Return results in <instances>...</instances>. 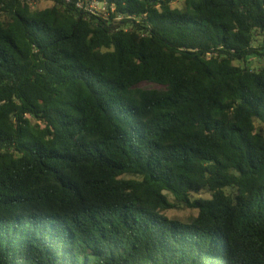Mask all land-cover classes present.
Listing matches in <instances>:
<instances>
[{
	"label": "trees",
	"instance_id": "16d2710c",
	"mask_svg": "<svg viewBox=\"0 0 264 264\" xmlns=\"http://www.w3.org/2000/svg\"><path fill=\"white\" fill-rule=\"evenodd\" d=\"M77 1L0 0V264H264V0Z\"/></svg>",
	"mask_w": 264,
	"mask_h": 264
},
{
	"label": "rangeland",
	"instance_id": "374dc122",
	"mask_svg": "<svg viewBox=\"0 0 264 264\" xmlns=\"http://www.w3.org/2000/svg\"><path fill=\"white\" fill-rule=\"evenodd\" d=\"M52 4H53V2L44 1V2H41L39 4H34L33 6L34 7H39V8H44V7L50 6ZM182 4H183V0H176V1L173 2V6H181ZM254 63H255V60L254 61L253 60L250 61L251 65H253ZM143 85H148V86H151V87H155L156 86L155 84H146V83H144ZM207 195L208 194H201V193L198 194V196H207ZM197 212H198L197 209H194V208H172V209H169V210L165 211V213L169 217L180 218V219H183V220H187L190 217L195 216L197 214Z\"/></svg>",
	"mask_w": 264,
	"mask_h": 264
},
{
	"label": "built area",
	"instance_id": "2783aa9c",
	"mask_svg": "<svg viewBox=\"0 0 264 264\" xmlns=\"http://www.w3.org/2000/svg\"><path fill=\"white\" fill-rule=\"evenodd\" d=\"M64 1L68 2L70 0ZM75 5L79 9L99 15L106 14L108 8L106 1L98 0H78Z\"/></svg>",
	"mask_w": 264,
	"mask_h": 264
}]
</instances>
